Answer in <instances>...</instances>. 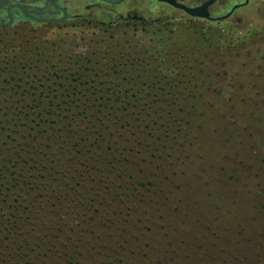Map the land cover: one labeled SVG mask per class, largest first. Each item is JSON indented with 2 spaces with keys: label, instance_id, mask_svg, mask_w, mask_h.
Masks as SVG:
<instances>
[{
  "label": "rangeland",
  "instance_id": "obj_1",
  "mask_svg": "<svg viewBox=\"0 0 264 264\" xmlns=\"http://www.w3.org/2000/svg\"><path fill=\"white\" fill-rule=\"evenodd\" d=\"M218 2L212 15L234 0ZM250 7L167 25L86 19L0 30V226L43 208L55 156L82 157L67 149L91 134L64 114L95 102L130 120L114 147L127 173L106 184L100 163L77 165L72 191L85 202L99 188L102 203L87 212L95 219L76 224L68 209L48 243L24 225L28 237L14 243L24 246L21 264H264V0ZM175 112L191 124L159 139L152 123L140 153L123 150L135 140L130 124L149 131Z\"/></svg>",
  "mask_w": 264,
  "mask_h": 264
},
{
  "label": "trees",
  "instance_id": "obj_2",
  "mask_svg": "<svg viewBox=\"0 0 264 264\" xmlns=\"http://www.w3.org/2000/svg\"><path fill=\"white\" fill-rule=\"evenodd\" d=\"M171 103H174V105H179V103L175 100H173ZM95 105L98 104H96L95 102H89L85 105L83 112H75V114H64L63 117H67V123H65L66 125H71L73 123V120L81 121L85 124L89 133L91 134L90 138L88 139V143L80 144L79 141H76V145L81 147V150L74 149V144L72 145V148L67 149L68 152H71L72 154L74 153V150L75 153L82 152L81 155L84 158L85 162L81 159L82 157L78 159L75 158L78 157L75 154V157L73 156L74 158L66 157V160L68 162L61 159V162L57 163V161L60 160V156H55V178H52L55 181V191H52L53 194H49V196L43 198L45 203L43 205V208L41 209H44L46 211L42 213L40 212V209L38 212H36L34 218L29 214H27L26 216H22L21 214H17L15 212L13 213L15 217L10 218V216H8V219L4 221L0 226V264H21L18 254L23 250L24 246L20 247L19 245H14V243H17L20 236H22L21 239L28 237L26 235L23 236L24 231H22V228L24 225L31 226L27 234L30 232V230H33L35 231L34 235L36 237L41 240H45L46 243H48V240H55V233L57 234L56 236L59 237L58 235H60V231L63 232V229L61 227H55V223H57L56 221L59 220V217L64 218L63 213H68V209H71V211L74 212H70L68 215H70L71 219H73L76 224L84 223L87 217L88 219L89 217L94 218V216L87 214V212L91 211V204L100 203L101 194L99 192V188L97 191H91L90 198H88V200H85L84 202V200H82L81 198V192L78 189L72 191L74 188H76L75 186L80 185L76 178L82 176L81 172L77 170V165L80 164L83 166H87L88 163L89 166H94L95 164L100 163V171L102 172L100 177H103L100 180H103L106 184H114L117 173H127V171H129V168L124 165V161L121 164L124 166L120 167L118 165L117 168V163L120 162V159L114 147L118 142V136H120V126H125L127 123L129 124L130 120L124 114H119L117 112L108 114L104 113L102 110H98L97 108L93 109ZM56 115H59V113H56ZM190 117H192V115H190L189 113L179 114L178 112H175L172 114L167 113L165 115L160 114L158 120L150 122L148 124V126L150 127L149 131H144L141 123H135L136 125L130 124V127L133 128L132 135L135 133V140L132 141V146L128 148L125 147L123 150L126 151V153H130L129 155H132V153L135 151L137 153H140V149L142 148L139 147H144L143 141L141 139L145 138L144 136L141 137L140 133L144 134L149 132L150 135H153L152 131L154 127L152 125L159 124V126L164 130L158 137L159 139H161L162 136H170L171 134L169 133H171V130L174 132H178L179 130L182 131L184 129V126L190 125ZM136 119L139 120L145 118L138 117ZM58 120H62L61 116L58 117ZM174 132H172V134ZM184 133L185 131L183 132V134ZM82 149L85 150L83 151ZM119 153L122 154V151H120ZM97 157L100 159V161L97 159ZM62 165H64V167H62ZM120 176L121 175L118 174V177ZM73 181L75 182L72 184ZM35 188L36 187H34L33 189ZM35 193L36 194L33 195L37 200V192ZM6 196H8V194L5 193L4 197ZM17 199L18 198H14V200ZM87 201L89 204H87ZM72 202H74L73 208H76L74 211L72 210ZM11 206L12 209H16L17 211V209L20 207V202L15 205L11 204ZM94 211L96 210L94 209ZM101 215L104 216V214ZM100 216H98V221H101ZM5 230H7V233L10 234H4L5 236H3L2 232ZM47 230H50V232H47ZM8 241H11V243H9ZM19 244L23 245L21 243ZM46 248L47 250H52L50 245H47Z\"/></svg>",
  "mask_w": 264,
  "mask_h": 264
},
{
  "label": "flooded vegetation",
  "instance_id": "obj_3",
  "mask_svg": "<svg viewBox=\"0 0 264 264\" xmlns=\"http://www.w3.org/2000/svg\"><path fill=\"white\" fill-rule=\"evenodd\" d=\"M205 1L207 0H172L173 3L165 0H0V30L14 27L21 29L29 23L62 24L69 20L86 19L101 25L145 22L167 25L187 17L207 20L228 19L240 7L250 13L252 0H247L244 5L240 4L246 0H234L225 13L212 15L211 10H218L219 4L218 0H214L207 7L208 17L191 15L182 7H197ZM233 6L236 7L232 10ZM62 8L65 9L66 15ZM10 18L12 20L8 23ZM37 19L56 21L42 22Z\"/></svg>",
  "mask_w": 264,
  "mask_h": 264
},
{
  "label": "water",
  "instance_id": "obj_4",
  "mask_svg": "<svg viewBox=\"0 0 264 264\" xmlns=\"http://www.w3.org/2000/svg\"><path fill=\"white\" fill-rule=\"evenodd\" d=\"M168 1L170 3H173L172 0H165ZM214 0H207L205 2H203L201 5L197 6V7H187V6H182L189 14L191 15H196V16H200V17H208V11H207V7L213 2ZM247 3V0L240 4V5H244ZM236 6H233L232 10L235 8ZM62 11L64 12V15H66V11L65 9L62 8ZM11 18L9 19V22H11ZM39 21L42 22H46V21H56V19H37Z\"/></svg>",
  "mask_w": 264,
  "mask_h": 264
}]
</instances>
